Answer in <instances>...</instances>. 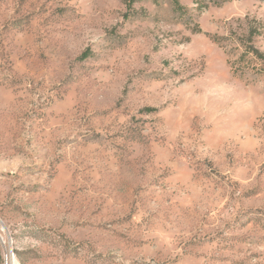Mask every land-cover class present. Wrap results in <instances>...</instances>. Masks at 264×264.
Here are the masks:
<instances>
[{
  "label": "rangeland",
  "instance_id": "1",
  "mask_svg": "<svg viewBox=\"0 0 264 264\" xmlns=\"http://www.w3.org/2000/svg\"><path fill=\"white\" fill-rule=\"evenodd\" d=\"M179 1L0 0V264H264V2Z\"/></svg>",
  "mask_w": 264,
  "mask_h": 264
},
{
  "label": "trees",
  "instance_id": "2",
  "mask_svg": "<svg viewBox=\"0 0 264 264\" xmlns=\"http://www.w3.org/2000/svg\"><path fill=\"white\" fill-rule=\"evenodd\" d=\"M137 0H129V5L128 8L131 7L133 3H135ZM154 4H157L160 1H166L169 6L172 9V12L176 15H178L180 18H186L187 16V9L180 4L179 0H151ZM231 1H238V0H191L192 4L195 6L196 10H201V9H207L209 7H220L223 4L229 3ZM256 1H261L264 2V0H256ZM192 33L194 34H200L201 31L199 27L195 26L194 29L191 30ZM254 35L250 34L248 37V40L243 43L242 41H239V47L242 49V52L239 56V61L245 62V67L241 69H235L234 72H245L248 70H255V72H259V69H256V65L261 66L262 69L264 70V55L261 54L258 50H256L252 46V37ZM211 41L213 43L219 44V40L217 39H212ZM245 60V61H244Z\"/></svg>",
  "mask_w": 264,
  "mask_h": 264
}]
</instances>
